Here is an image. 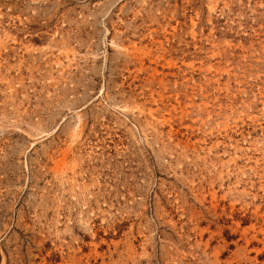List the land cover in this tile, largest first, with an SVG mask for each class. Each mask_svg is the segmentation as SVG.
I'll list each match as a JSON object with an SVG mask.
<instances>
[{
    "label": "rangeland",
    "instance_id": "1",
    "mask_svg": "<svg viewBox=\"0 0 264 264\" xmlns=\"http://www.w3.org/2000/svg\"><path fill=\"white\" fill-rule=\"evenodd\" d=\"M0 264H264V0H0Z\"/></svg>",
    "mask_w": 264,
    "mask_h": 264
}]
</instances>
